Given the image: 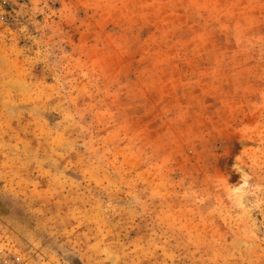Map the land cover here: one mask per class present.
<instances>
[{"label": "rangeland", "instance_id": "374dc122", "mask_svg": "<svg viewBox=\"0 0 264 264\" xmlns=\"http://www.w3.org/2000/svg\"><path fill=\"white\" fill-rule=\"evenodd\" d=\"M0 245L264 264V0H0Z\"/></svg>", "mask_w": 264, "mask_h": 264}, {"label": "built area", "instance_id": "2783aa9c", "mask_svg": "<svg viewBox=\"0 0 264 264\" xmlns=\"http://www.w3.org/2000/svg\"><path fill=\"white\" fill-rule=\"evenodd\" d=\"M0 264H24V261L18 254L0 245Z\"/></svg>", "mask_w": 264, "mask_h": 264}]
</instances>
